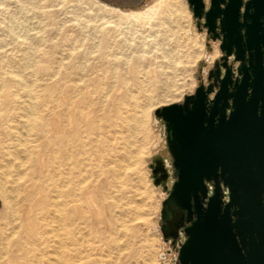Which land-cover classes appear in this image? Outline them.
Listing matches in <instances>:
<instances>
[{
    "label": "rangeland",
    "instance_id": "374dc122",
    "mask_svg": "<svg viewBox=\"0 0 264 264\" xmlns=\"http://www.w3.org/2000/svg\"><path fill=\"white\" fill-rule=\"evenodd\" d=\"M211 44L186 0H0L2 264L172 261L154 109L194 91Z\"/></svg>",
    "mask_w": 264,
    "mask_h": 264
},
{
    "label": "water",
    "instance_id": "95a60500",
    "mask_svg": "<svg viewBox=\"0 0 264 264\" xmlns=\"http://www.w3.org/2000/svg\"><path fill=\"white\" fill-rule=\"evenodd\" d=\"M186 1L193 17H200L203 0ZM217 16L224 43L236 46V57L247 61L239 82L231 91L222 87L209 106L197 87L182 102L154 109L171 132L170 147L192 151L191 161L175 155L179 178L171 197L187 204L185 193L203 188L211 173L216 187L205 207L194 198L196 216L177 258L179 264H264V0H210L206 18ZM200 151H207L206 159ZM190 171L195 177H186ZM222 186L229 190L227 200Z\"/></svg>",
    "mask_w": 264,
    "mask_h": 264
},
{
    "label": "flooded vegetation",
    "instance_id": "af4514ba",
    "mask_svg": "<svg viewBox=\"0 0 264 264\" xmlns=\"http://www.w3.org/2000/svg\"><path fill=\"white\" fill-rule=\"evenodd\" d=\"M116 4H139L144 0H106ZM204 2V1H203ZM210 7V0L207 4L204 3V7L200 17H194L195 25L199 30H203L206 37V43L210 50H213L212 43L216 44L218 53L211 60L205 70L202 68L198 74L197 85L195 88H200L201 94L205 96L206 105L209 106L211 100L215 97L217 91L224 87L227 91H231L235 84L239 82L241 74L239 68L242 64L246 65L247 61L237 58V54L240 51L236 46H228L224 43L225 30L222 28L220 16L215 19L206 18V11ZM224 7L223 4L220 5ZM243 10V7L240 9ZM241 19V17H240ZM243 32V30H242ZM211 41V42H210ZM223 44V45H222ZM223 46V47H222ZM247 54L244 53L243 57L246 58ZM194 88V90H195ZM194 92V91H193ZM191 92V93H193ZM183 101V98L180 102ZM229 112V108H226V115ZM162 128L163 141L159 147L151 155L148 163L149 172L152 182L156 186H160L163 191V196L160 201L159 207V219L158 229L163 239L165 248V254L173 255V259L169 264H179L177 258L178 251L184 240L186 239V228L190 225L191 221L195 219V207L194 198L200 199L201 207L206 206L208 198L214 194L215 183L213 173H211L210 179H203V188H191L185 194L189 196V202L184 205L178 204L175 199L171 197L174 182L179 178V168L175 164L176 156L182 155V157L191 161L193 157L190 155L192 151L187 149L173 150L167 137H172L171 132L167 131L163 123ZM203 154L207 155V151H200V158L206 159ZM189 169H192L189 167ZM218 170H216V174ZM209 174V173H208ZM195 174L191 171L186 173V177H195ZM222 193L224 200L228 199L229 190L227 187L222 186Z\"/></svg>",
    "mask_w": 264,
    "mask_h": 264
},
{
    "label": "bare ground",
    "instance_id": "6f19581e",
    "mask_svg": "<svg viewBox=\"0 0 264 264\" xmlns=\"http://www.w3.org/2000/svg\"><path fill=\"white\" fill-rule=\"evenodd\" d=\"M119 17V19L120 20H122V21H126L130 16H127V15H122V16H118ZM131 17H133V18H136L137 17V15H135V14H131ZM17 30V29H16ZM116 54V53H115ZM28 105V104H27ZM87 126V125H86ZM127 166V165H126ZM72 201V200H71ZM123 225V224H122ZM0 264H2L1 262H0ZM58 264V263H57Z\"/></svg>",
    "mask_w": 264,
    "mask_h": 264
}]
</instances>
